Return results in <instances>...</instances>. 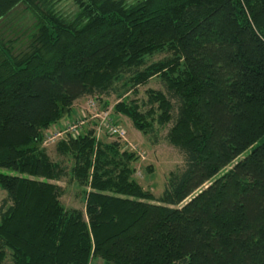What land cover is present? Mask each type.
Listing matches in <instances>:
<instances>
[{"label":"trees","instance_id":"trees-1","mask_svg":"<svg viewBox=\"0 0 264 264\" xmlns=\"http://www.w3.org/2000/svg\"><path fill=\"white\" fill-rule=\"evenodd\" d=\"M73 2L67 17L54 0H0V21L20 5L35 20L19 53L0 37V168L14 173H0V264H264V0ZM156 77L165 93L114 111L146 135L169 126L185 167L157 198L135 153L69 135L58 151L85 210L67 209L45 132L86 96Z\"/></svg>","mask_w":264,"mask_h":264},{"label":"rangeland","instance_id":"rangeland-1","mask_svg":"<svg viewBox=\"0 0 264 264\" xmlns=\"http://www.w3.org/2000/svg\"><path fill=\"white\" fill-rule=\"evenodd\" d=\"M135 3L137 0H126ZM56 9L67 17H73L77 6L73 0H54ZM34 17L24 5L16 7L6 18L0 21V37L4 41H13L15 53L23 51L28 44V35L33 31ZM165 57L158 54L148 59V63L159 61ZM166 92L161 80L156 77L146 86L137 89V93H127L121 98L117 93L105 96H86L77 101L69 116L45 132L42 144L52 161L60 163L67 170V175L57 184L63 188L61 202L67 209L85 210V198L78 183L72 178L73 160L58 151V144L68 139L69 135L79 136L94 131L97 139L104 143L118 142L121 147L138 157L133 162L134 179L146 190L159 198L167 187L172 172L185 167L183 153L167 140L168 128L159 129L155 134H144L138 131L130 119L114 111L116 104L123 99H133L140 104L147 101L149 90ZM121 90V89H120ZM109 117L103 122V115ZM120 127L123 136L113 135L110 127ZM229 169V168H228ZM0 173L14 174L8 169L0 168ZM6 192L0 187V206L6 198ZM92 264H103L101 260H93Z\"/></svg>","mask_w":264,"mask_h":264},{"label":"built area","instance_id":"built-area-1","mask_svg":"<svg viewBox=\"0 0 264 264\" xmlns=\"http://www.w3.org/2000/svg\"><path fill=\"white\" fill-rule=\"evenodd\" d=\"M108 117H109V113H107L106 115L104 114L103 117H102L103 118V122L106 121L108 119ZM110 130H111L112 134L116 135V136L117 135L123 136V134H124V132L121 130L120 127L112 126V127H110Z\"/></svg>","mask_w":264,"mask_h":264}]
</instances>
